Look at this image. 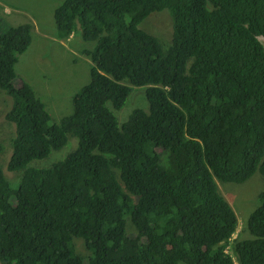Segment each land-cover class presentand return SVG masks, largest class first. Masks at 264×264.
Segmentation results:
<instances>
[{"label": "trees", "instance_id": "trees-1", "mask_svg": "<svg viewBox=\"0 0 264 264\" xmlns=\"http://www.w3.org/2000/svg\"><path fill=\"white\" fill-rule=\"evenodd\" d=\"M155 17L171 41L145 28ZM55 23L61 40L96 43L83 52L90 82L59 123L29 83L14 87L33 25L0 30L16 127L0 155L22 171L15 189L0 164V264H264V190L237 239L220 191L264 177V0H65ZM133 87H147L149 110L120 126ZM70 136L66 158L29 166Z\"/></svg>", "mask_w": 264, "mask_h": 264}, {"label": "rangeland", "instance_id": "rangeland-1", "mask_svg": "<svg viewBox=\"0 0 264 264\" xmlns=\"http://www.w3.org/2000/svg\"><path fill=\"white\" fill-rule=\"evenodd\" d=\"M65 0H0V30L3 32L10 26L31 23L32 43L28 50L19 58L16 65L17 79L14 87L19 88L21 81L29 83L37 95L45 103L52 123H59L62 118L73 112V97L91 79L92 61L83 54L84 50H93L95 42H86L80 33L70 36L68 40L60 41L55 23L57 9ZM9 10V12H8ZM146 23L145 28L157 27L159 33L171 41L173 30L167 25L166 17H155ZM141 28V27H140ZM142 29V28H141ZM162 41V40H161ZM264 45V38H260ZM163 46L168 48L170 44ZM147 87H133V91L121 110L114 111L119 125H123L136 108L149 110L146 98ZM143 93V96L141 95ZM141 95V98H137ZM12 99L0 89V137L8 139L14 132L15 124L6 120V113L11 109ZM13 131V132H12ZM12 132V133H11ZM11 133V134H10ZM78 147V140L69 137L68 143L60 150L53 151L47 158L32 162L30 167L47 168L55 162L63 160ZM11 157V150L7 149L0 155V164L11 182L13 188L19 187L18 174L7 169ZM264 177L257 172L250 180L243 184L225 183L221 186L225 197L230 199L232 207L238 217L239 228L237 237L246 238L248 231L244 230L252 212L259 207L258 195L264 188ZM16 181V182H15ZM127 226L131 224L126 218ZM81 240V239H78ZM77 250L87 254L82 241L77 242Z\"/></svg>", "mask_w": 264, "mask_h": 264}, {"label": "clouds", "instance_id": "clouds-1", "mask_svg": "<svg viewBox=\"0 0 264 264\" xmlns=\"http://www.w3.org/2000/svg\"><path fill=\"white\" fill-rule=\"evenodd\" d=\"M73 35H75V34H73ZM73 35H72V36H73ZM63 40H68V39H63ZM63 40L60 39V41H63ZM92 65H93V64H92ZM6 120H7V119H6ZM8 122H9V121H8ZM12 125H14V124L12 123ZM14 127H15V126H14ZM15 128H16V127H15ZM7 169H8V167H7ZM10 172H11V171H10ZM13 173H16V172H13ZM16 174H17V173H16ZM5 175H6V174H5ZM261 178H262V177H261ZM262 179H263V178H262ZM263 180H264V179H263ZM221 188H222V187H220V191H221L222 194H224L223 191L221 190ZM263 190H264V188H263ZM224 196H225V195H224ZM227 200H228L230 206L232 207L233 204H232V202L230 201V199H227ZM232 209H233V207H232ZM233 210H234V209H233ZM237 218H238V217H237ZM239 225H240V223H239ZM238 228H239V226H238ZM237 230H238V229H237ZM235 234H236V233H235ZM235 234H234V236H233V239H237V238H238V236L236 237ZM233 239H232V240H233ZM236 264H238V263H236Z\"/></svg>", "mask_w": 264, "mask_h": 264}, {"label": "crops", "instance_id": "crops-1", "mask_svg": "<svg viewBox=\"0 0 264 264\" xmlns=\"http://www.w3.org/2000/svg\"><path fill=\"white\" fill-rule=\"evenodd\" d=\"M8 12H9V10H8Z\"/></svg>", "mask_w": 264, "mask_h": 264}]
</instances>
